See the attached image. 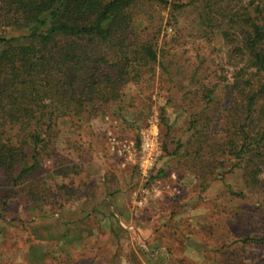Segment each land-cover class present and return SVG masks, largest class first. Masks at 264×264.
<instances>
[{"label": "trees", "instance_id": "trees-1", "mask_svg": "<svg viewBox=\"0 0 264 264\" xmlns=\"http://www.w3.org/2000/svg\"><path fill=\"white\" fill-rule=\"evenodd\" d=\"M160 9L167 15L162 17ZM184 14L198 37L219 38L227 48L231 93L223 108L209 114L212 90L204 80L211 76L216 84L228 79L206 73L203 64L192 65L193 76L186 82L190 88L180 81L174 85L182 91L181 104L187 105L183 132L188 136L182 140L167 135L174 149L162 140L158 159L174 157L178 169L188 161L200 174L203 190L214 178L224 181L245 169V184L259 183L256 188L264 196V0H0V186L14 187L39 168L42 154L51 156L63 136L66 149L78 159L97 155L98 134L89 121L117 108L128 84L141 86L163 68L161 59L171 52L159 49V36L172 21L178 26ZM138 17L146 21L139 30ZM178 36L176 30L170 40ZM170 60L180 64L175 55ZM57 172L65 177V172ZM37 183L24 192L42 206L49 204L45 193L69 195L44 181ZM59 187L65 190L67 185ZM72 199L79 197L62 204ZM72 235L67 228L57 239L65 242ZM240 240L260 242L264 237L246 235ZM88 251L48 264H87L83 258ZM73 253L80 256L74 259Z\"/></svg>", "mask_w": 264, "mask_h": 264}, {"label": "rangeland", "instance_id": "rangeland-1", "mask_svg": "<svg viewBox=\"0 0 264 264\" xmlns=\"http://www.w3.org/2000/svg\"><path fill=\"white\" fill-rule=\"evenodd\" d=\"M159 14L163 17L167 11L160 9ZM187 16H181L176 27L172 21L158 41L159 49L169 50L180 64L171 62L170 56L161 59L163 68L157 69L153 77L148 76L141 86L128 84L117 108H110L104 118L89 121L98 134L97 155L91 152L78 159L71 149H66L63 136L51 148V156L42 154L39 168L14 187L0 186L1 264H26L24 256L32 264H48L85 249L89 250L83 258L87 264H264V241L240 240L246 235L264 237V196L256 188L259 183L245 184V169L228 174L224 181L214 178L205 190L200 186V174L190 168L189 162L178 169L174 157L159 158L147 173H141V137L151 120L158 127L160 148L162 140L174 149L170 137L180 135L184 140L188 136L183 132L187 105L181 104L182 91L174 85L180 81L186 89L190 88L186 82L193 76L189 69L192 65L203 64L208 67L206 73L228 79L216 84L211 76L204 80L212 90L209 114L223 108L231 93L232 69L227 66V48L219 38L211 41L198 37L196 28L186 22ZM145 24L143 18L136 19L138 30ZM176 30L181 37L170 40ZM70 135L74 139L75 135ZM88 158L91 159L81 167L73 166ZM167 167L166 173L156 174ZM57 171L65 172V177L61 178ZM104 171L112 190H131L139 185L145 193L152 184L143 195L148 199V209L136 212L137 229H132L133 223L122 226L117 219L109 217L106 222L100 213H87L93 207L91 200L99 190ZM151 173L154 174L150 178ZM42 181L69 195L55 197L45 193L49 202L45 206L30 201L24 188ZM61 184L67 185L65 190L59 187ZM73 196L79 199L69 203H74L73 209H85V216L66 227L61 215L67 210L62 202ZM67 228L73 235L65 242L58 240L57 236ZM73 254L74 259L80 256Z\"/></svg>", "mask_w": 264, "mask_h": 264}, {"label": "crops", "instance_id": "crops-1", "mask_svg": "<svg viewBox=\"0 0 264 264\" xmlns=\"http://www.w3.org/2000/svg\"><path fill=\"white\" fill-rule=\"evenodd\" d=\"M140 169L141 173L148 172V170L145 171L141 167ZM105 171L101 175L102 178L100 179L101 185L99 187V190L97 191L94 199L91 200L93 201V207H91V209H89L87 213H100L102 215L101 218L105 219L106 222L108 221L109 217L114 220L117 219L116 221H118L122 226H131L133 223L132 229H137L136 226L134 227L136 212L139 209H148V199L147 197L143 198V195L146 192L148 193V190L151 189L149 185L152 184L148 185V188L145 189V193L142 192L144 189H141L139 185L135 188H132L131 190L117 187L112 190L110 187V183L104 179ZM73 207V202L65 205L64 209H66L67 211L63 212V214L61 215L64 221L74 222L77 220H81L85 216V209H73ZM109 229L110 228H108V230Z\"/></svg>", "mask_w": 264, "mask_h": 264}, {"label": "built area", "instance_id": "built-area-1", "mask_svg": "<svg viewBox=\"0 0 264 264\" xmlns=\"http://www.w3.org/2000/svg\"><path fill=\"white\" fill-rule=\"evenodd\" d=\"M160 153L161 148L159 146L158 127L154 120H151L141 137V145L138 155L141 168L145 171L150 170L156 163Z\"/></svg>", "mask_w": 264, "mask_h": 264}]
</instances>
